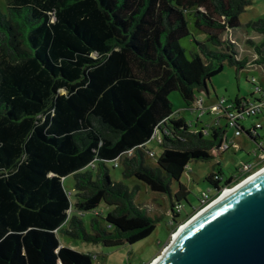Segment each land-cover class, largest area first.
I'll return each instance as SVG.
<instances>
[{"label":"trees","instance_id":"obj_1","mask_svg":"<svg viewBox=\"0 0 264 264\" xmlns=\"http://www.w3.org/2000/svg\"><path fill=\"white\" fill-rule=\"evenodd\" d=\"M5 1L6 13L0 12V264H104L61 246L58 235L116 248L153 234L158 218L135 203V191L111 180L108 162L121 166L124 178L167 196L172 219L178 216L174 209L187 201L188 191L178 184L171 193V184L179 182L189 163L210 161V151L221 158L230 127L217 118L208 137L205 125L193 130L173 117L169 95L177 92L191 108L203 102L201 92L208 96L224 62L244 69L246 61H237L233 44L220 37L241 26L250 2ZM188 17L207 37L204 43L193 41L197 51L189 56L180 45L190 36ZM246 27L262 37L259 45L249 42L254 63L261 65L264 17ZM249 96L230 104L241 135L255 144L254 156L264 152V137L262 125L246 127L253 119L246 114L249 102L257 95ZM157 137L162 152L151 168L143 149ZM251 173L239 167L224 181L218 170L204 179L212 194H202L210 202ZM69 176L73 193L64 187ZM202 194L194 211L205 206ZM101 204L106 212L96 211ZM88 213H93L90 232L82 220Z\"/></svg>","mask_w":264,"mask_h":264},{"label":"rangeland","instance_id":"obj_2","mask_svg":"<svg viewBox=\"0 0 264 264\" xmlns=\"http://www.w3.org/2000/svg\"><path fill=\"white\" fill-rule=\"evenodd\" d=\"M249 2L250 4L240 16L241 26L220 37L221 40L229 41L233 44L237 53V61H246L244 69L236 71L235 66H229L227 62H224L222 71L210 81L208 96L205 92L200 93L203 103H195L191 108L186 107L177 92H172L169 95V101L173 106V117L176 119L181 118L191 124L193 126L192 129L195 131L198 130V125H205L207 137L210 135V129L215 127L216 119L225 117L220 111L215 110L217 111L216 113L210 110L217 107V100L228 104L236 98H249L255 86L264 91V61L261 65L254 63L257 60V56L254 53V49L249 45V42L259 45L262 42V37L246 27L249 22L264 17V0H249ZM6 8V1L0 0V12L6 13ZM188 28L190 36L180 41V45L185 50L187 56L191 52L197 51V47L193 43L194 40L204 43L207 39L204 33L193 28L190 18L188 19ZM252 80H254V83H252ZM209 111L211 112L207 115H201L200 113H209ZM254 121L256 124L263 126V130L259 131L263 135L264 119L260 117ZM226 135H228L230 142L237 140L241 141V143L234 142L232 148L224 153L221 158L214 151H210L212 155L210 161L189 163L187 170L183 173L179 182L171 184V193H174L178 189V184L184 185L188 191L187 201L182 200L180 202L181 207L179 206L174 209V212L178 214L175 219H172L167 196L150 192L145 184L134 178H124L121 173V166L115 168L113 167V162L106 164L111 180L121 182L129 191H135V203L141 209L149 211L151 217L158 218L155 231L147 239L133 245L124 244L116 248H106L101 244H86L71 236L59 234L60 245L80 253L92 254L98 261L104 264H151L162 256L164 250L172 243L177 231L199 211H194V209L199 206V197L202 192L209 191L212 194L211 186L204 181L207 175L221 170L223 180L225 181L234 175L235 169L241 167L242 163H253L255 161V156L252 154V151L255 149L254 143L248 142L242 135L236 136L231 129H227ZM159 141L157 137L146 144L147 151L143 149L144 162L151 168L156 167V158L162 152L161 147L158 145ZM253 166L256 169H253L252 173H255L264 167V163L257 161L251 167ZM72 183L73 178L69 176L64 181V187L67 190H71ZM230 188L226 187L222 189L220 194H223ZM107 210L108 208L104 204H101L96 211L106 212ZM92 217L93 213H88L82 218L87 232H90V219ZM63 228L66 229V225Z\"/></svg>","mask_w":264,"mask_h":264},{"label":"water","instance_id":"obj_3","mask_svg":"<svg viewBox=\"0 0 264 264\" xmlns=\"http://www.w3.org/2000/svg\"><path fill=\"white\" fill-rule=\"evenodd\" d=\"M228 190L187 221L154 264H264V168Z\"/></svg>","mask_w":264,"mask_h":264},{"label":"built area","instance_id":"obj_4","mask_svg":"<svg viewBox=\"0 0 264 264\" xmlns=\"http://www.w3.org/2000/svg\"><path fill=\"white\" fill-rule=\"evenodd\" d=\"M252 83H254V80H252ZM254 93L257 95V97L249 102V107L247 108L246 114H248L249 116H251L253 118L254 117H258V116H261V117L264 118V91L261 90L259 87L255 86ZM200 102L201 101H199L197 103H200ZM216 105H217V107L215 109L212 108L210 110L214 111L216 113H217V111L222 112L225 117H221V118H225L226 119V122H227L228 126L230 127V129L233 130L234 134L239 137L241 135V131L235 125L234 113L231 110V104L230 103L225 104L223 101H219V102L216 103ZM215 110H217V111H215ZM211 111H209V114H210ZM200 113H201V115L205 114L203 112H200ZM216 121H215V124H216ZM255 125L259 126L260 124H256L255 123ZM204 134L207 135V132H206L205 128H204ZM233 145H234V142L224 141L222 143L221 147H220V150L227 152V151H229L232 148ZM237 150H240V149H237ZM254 156H256V157L258 156L257 161L264 163V152L259 154V155L254 153ZM117 165L118 164L115 163V166H117ZM252 165L253 164L242 165L241 166L242 172H244V173L252 172V170L254 168V166L251 167ZM253 174L254 173H251L249 176H251ZM208 200H209V196L207 194L203 193L200 202H201V204H205L204 207H206L207 205H209V204H211L213 202V200L210 201V202H208Z\"/></svg>","mask_w":264,"mask_h":264},{"label":"crops","instance_id":"obj_5","mask_svg":"<svg viewBox=\"0 0 264 264\" xmlns=\"http://www.w3.org/2000/svg\"><path fill=\"white\" fill-rule=\"evenodd\" d=\"M203 103V102H202ZM261 116H258V117H256V118H253V119H251L250 120V122L246 125L247 127H249L250 125H252V124H255V121L254 120H258L259 118H260ZM263 118V117H262ZM264 119V118H263ZM261 130H263V126H262V129ZM260 134V133H259ZM260 136L261 137H264V133H263V135H261L260 134ZM226 137H227V139L229 140V138H228V135H226ZM244 139H246L247 140V138H246V136H242ZM239 140V139H238ZM248 141V140H247ZM233 142H240L241 143V141H233ZM235 153V152H234ZM257 161V160H256ZM256 161H254V162H256ZM255 164V163H254Z\"/></svg>","mask_w":264,"mask_h":264},{"label":"bare ground","instance_id":"obj_6","mask_svg":"<svg viewBox=\"0 0 264 264\" xmlns=\"http://www.w3.org/2000/svg\"><path fill=\"white\" fill-rule=\"evenodd\" d=\"M231 193V190H227L226 192H224L223 193V197H224V195L226 194V195H228V194H230ZM174 238H175V236H174ZM161 258V257H160ZM160 258H157L156 260H154L151 264H154L157 260H159Z\"/></svg>","mask_w":264,"mask_h":264}]
</instances>
